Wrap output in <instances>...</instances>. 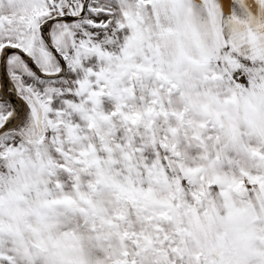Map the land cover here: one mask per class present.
<instances>
[{
  "label": "snow or ice",
  "instance_id": "obj_1",
  "mask_svg": "<svg viewBox=\"0 0 264 264\" xmlns=\"http://www.w3.org/2000/svg\"><path fill=\"white\" fill-rule=\"evenodd\" d=\"M0 264H264V0H0Z\"/></svg>",
  "mask_w": 264,
  "mask_h": 264
}]
</instances>
